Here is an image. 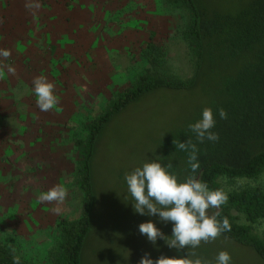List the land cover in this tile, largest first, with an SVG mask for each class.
<instances>
[{
  "label": "rangeland",
  "instance_id": "1",
  "mask_svg": "<svg viewBox=\"0 0 264 264\" xmlns=\"http://www.w3.org/2000/svg\"><path fill=\"white\" fill-rule=\"evenodd\" d=\"M249 0H200L209 9L232 12ZM35 14L25 0H0V48L9 49L0 68V243L15 249L32 264H54L59 244L57 223L75 219L81 208L74 141L106 106L149 67L147 42L160 50L156 69L167 80L185 81L194 54L182 37L187 12L168 0H39ZM152 74V73H151ZM44 76L54 85L57 105L37 107L32 81ZM198 91V90H197ZM196 90H150L112 116L99 133L92 157L95 203L84 264H138L148 253L215 262L221 250L230 264H264L249 246L223 236L199 247L169 248L153 244L138 225L151 220L166 236L172 222L136 213L125 174L155 161L184 181L174 137L205 103ZM182 169V171H181ZM223 192L257 187L264 194V169L255 178H219ZM60 184L68 192L60 212L41 202L40 193ZM209 211V210H208ZM250 232L264 241V217L248 222ZM195 255H192V253Z\"/></svg>",
  "mask_w": 264,
  "mask_h": 264
},
{
  "label": "trees",
  "instance_id": "2",
  "mask_svg": "<svg viewBox=\"0 0 264 264\" xmlns=\"http://www.w3.org/2000/svg\"><path fill=\"white\" fill-rule=\"evenodd\" d=\"M168 1L187 12L182 37L194 54L193 72L185 81L167 80L156 75V70L152 72L160 50L149 35L147 52H144L149 67L88 125L84 139L74 141L78 151L75 176L81 208L77 218L61 219L56 225L60 240L54 264H84L95 203L91 161L99 133L112 116L150 90H198L205 98L206 104L174 137V141L182 142L192 139L197 145L200 167L195 173L188 166V154L176 149L186 177H197L209 190H222L219 178L250 179L264 169V0H249L232 12L216 7L209 9L200 0ZM205 107L213 111L215 126L211 131L218 133L219 139H205L201 143L188 125L201 118ZM220 108L226 111V119L220 118ZM226 194L228 201L221 206L218 219L226 217L231 231L221 236L251 247L264 261V241L251 234L249 224L238 223L234 215L242 214L248 222L263 218V192L251 187ZM215 211L209 209L208 214ZM12 255V247L0 243V264H13ZM20 264L32 263L20 257Z\"/></svg>",
  "mask_w": 264,
  "mask_h": 264
},
{
  "label": "clouds",
  "instance_id": "3",
  "mask_svg": "<svg viewBox=\"0 0 264 264\" xmlns=\"http://www.w3.org/2000/svg\"><path fill=\"white\" fill-rule=\"evenodd\" d=\"M40 7L39 0H25V8L35 14V10ZM3 21L0 20V24ZM11 55L9 49L0 48V58L7 59ZM6 67L11 75L16 74L12 65H3L0 61V68ZM0 75L3 72L0 71ZM33 92L37 97V107L47 112L52 110L58 103L54 94V85L46 77L36 76L33 81ZM221 119L227 118V113L223 108L218 109ZM215 126L213 111L210 107L202 110V116L197 121L190 123L188 129L195 134L197 141L203 143L205 139L216 141L219 139L218 133L211 131ZM177 150L188 154L187 163L192 173H195L200 165L197 159V145L188 139L186 141H173ZM171 162L167 166L151 161L143 163L142 167H136L132 172L125 174L127 190L134 203L133 209L136 213L148 216H158L162 222H172L170 236L164 235L155 224L149 220L138 225L141 235L155 244L157 239H163L169 248L178 251L185 247L197 248L201 242L208 243L216 240L223 232L231 231L229 220L221 217L220 208L228 201V196L222 190H209L206 183L195 179L193 175L178 182L175 174L167 169H172ZM68 195L67 189L57 184L45 192L40 193L38 199L41 202L54 203L53 212H60L61 205ZM209 209H216L212 214H208ZM13 264H20V257L12 249ZM192 255H195L193 252ZM231 256L221 250L215 257L214 264H230ZM138 264H154L148 253H145ZM155 264H213L212 261L195 260L186 257L160 256L155 260Z\"/></svg>",
  "mask_w": 264,
  "mask_h": 264
},
{
  "label": "water",
  "instance_id": "4",
  "mask_svg": "<svg viewBox=\"0 0 264 264\" xmlns=\"http://www.w3.org/2000/svg\"><path fill=\"white\" fill-rule=\"evenodd\" d=\"M195 179H197V177H195Z\"/></svg>",
  "mask_w": 264,
  "mask_h": 264
}]
</instances>
